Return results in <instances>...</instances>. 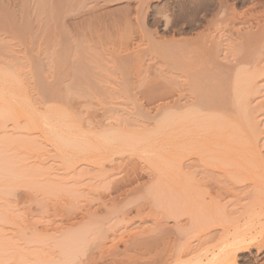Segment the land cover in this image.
<instances>
[{"label": "rangeland", "instance_id": "374dc122", "mask_svg": "<svg viewBox=\"0 0 264 264\" xmlns=\"http://www.w3.org/2000/svg\"><path fill=\"white\" fill-rule=\"evenodd\" d=\"M221 1L228 3V8L224 11L220 9V14L216 15ZM263 3L264 0H0V89L7 90L10 87L3 77L5 74L16 76L20 81L16 87L25 92L41 116H52L55 113L59 117L64 115L67 119H64L65 122L72 126L70 133L66 130L70 125L65 127L64 122L63 130L67 132H60L66 137L72 134L68 137L72 139L66 141L67 145L71 144L73 137L78 143L76 145L72 141L71 148L67 145L64 148L66 143L63 140L67 139L61 142V136L58 138L60 142L57 141L60 144H56L41 133L40 136L36 132L26 135L14 128L12 123H0V156L13 162L7 179L0 184V240L5 244L0 253V264H109L114 260L113 264L125 256L122 255L124 247L133 243L130 241H133L131 239L141 226L140 223L122 224L121 216L130 213L132 217L137 206L140 209L147 207L143 208L142 216H148L154 211L151 208L154 209L152 206L156 204L155 200L161 202L166 199L165 203L171 200L173 203L172 198L178 196L177 200L186 198L191 203V197H182L178 193L172 197L171 191L168 193L167 190L172 178L169 166L171 145L169 146L167 127L170 112L165 108L171 90L168 72V50L171 45L169 46L168 41L176 37L179 43H185L186 39L187 44L195 40L194 45H198L201 44L200 36L209 32L214 39L212 45H217L218 41L223 50L227 49V45L230 46L229 42L236 41L231 44L230 49L237 54L230 55L238 58L244 42L242 40L246 39L242 34L252 33V28L248 26L256 23L264 25ZM225 16L239 24L234 22L228 28L227 22L223 21L227 20L224 19ZM230 27L234 28V33ZM232 35L237 39L239 37V41L236 38L234 40ZM230 37L233 38L232 41ZM236 45L239 50L234 47ZM229 46L227 50L230 51ZM197 53L201 55L199 51ZM225 60L229 67L230 56ZM231 62L232 60L229 63ZM212 73L209 77L219 76L216 71ZM230 73L232 74H226L230 76ZM206 76L204 75L205 78ZM190 77L187 85H190L193 77L200 79L198 74ZM212 77L210 80L206 78L207 82L200 79L201 83L204 81L203 84H208L215 79ZM220 77L219 80L216 78V83L222 81ZM182 80L185 79L177 77L178 88L180 84L182 86ZM227 80L228 78L225 81ZM226 84L228 88L229 82ZM202 85L199 84L201 87ZM211 85L218 89L214 84ZM211 85L208 84L210 95L202 88L208 96L214 90ZM188 86L184 88L188 89ZM196 86L193 85V88ZM199 86L196 87L198 90L195 88L196 92L201 91ZM190 89L192 84L188 90ZM193 90L188 92L191 93L190 96L201 99L196 94L192 96ZM204 96L202 98L207 99L208 96ZM216 96L220 98V93H215L212 97L218 99ZM197 109L199 110L196 108L194 111H198ZM62 117L58 123L63 121ZM60 124L58 127L62 128ZM262 125L261 128L264 127V122ZM262 133L264 134V130ZM262 133V141L259 139L258 144L264 157ZM201 135L202 133L199 136ZM102 137L105 142L112 141L108 145L110 147L103 148ZM20 139L36 142L39 150L31 152L23 144L17 148ZM55 144L57 148L63 145L59 150L69 148L64 150L65 153H60L62 150L58 151ZM129 144L134 146L127 147ZM105 152L106 155H102V158L101 154ZM194 152L193 150L195 155L198 153ZM192 153L190 156L187 154L188 158L194 156ZM77 154L89 157L90 160L83 159V156L81 159ZM190 158L186 161L190 163V167L185 165V172L197 175L194 177L188 173L187 176L202 179L198 175L202 170L199 158ZM71 159L73 160L70 162ZM189 160L198 162L191 163ZM19 179L22 183L18 185L16 181ZM218 181H212L210 186H215ZM220 182L216 183L217 186L223 184ZM4 190L9 191L6 193ZM161 193L167 194L169 201ZM227 200L229 198L225 199L228 212L235 217L232 214L235 213V208ZM179 201L175 200L178 204L182 202ZM185 213V217L182 215L183 218L180 217L178 221L189 226L192 220L189 221L191 217ZM118 219H121L120 224ZM165 219L164 217L162 221ZM169 219L172 220V217ZM169 219L165 220L167 224L164 223L172 226L176 218L172 220L174 223ZM186 226L184 228L187 233L184 235L177 233L176 227L175 232L172 228L173 233L182 237V240L179 239L181 243L178 240L175 242V247L178 249L182 242H190L191 252L195 253L194 250H199L202 246L199 247L192 223L191 229ZM135 227L137 230H134ZM192 227L194 233L191 232ZM147 229L149 230V226ZM154 231L153 236L159 238V230ZM144 235L146 234L139 233L137 236L144 238ZM124 242L129 243L125 245ZM132 245L133 249L137 244L133 245L135 247ZM106 246L112 250H108ZM161 246L157 245L158 251ZM128 249L131 250L130 247ZM252 252L255 253V250ZM245 255L247 253L240 254L237 264H250L244 260ZM251 264H264V258Z\"/></svg>", "mask_w": 264, "mask_h": 264}, {"label": "bare ground", "instance_id": "6f19581e", "mask_svg": "<svg viewBox=\"0 0 264 264\" xmlns=\"http://www.w3.org/2000/svg\"><path fill=\"white\" fill-rule=\"evenodd\" d=\"M227 8H228V3L221 1L216 15H218L220 9H223L222 11H224ZM263 8H264V3H263ZM262 10L264 11V9ZM256 12L255 14L258 13ZM250 17L253 18V16ZM224 19H227L226 16ZM223 21L227 22L226 23L227 26L233 25L234 22L236 23V21L232 22L231 17L230 19ZM256 22L253 23L255 24ZM226 24L224 26H226ZM261 24L259 25L256 23L254 26L252 24H250V26L247 25L248 27L252 28V33L247 32L248 34L246 33L242 34L244 35L243 36L244 38L246 36V39L242 40L244 41L242 42L240 48L242 53L241 52L238 53L240 54L238 58H233L236 57V55L233 54H232L233 56L230 55L231 53H234L232 52V49H230V46L232 43L234 44L236 41L230 43L229 40L227 39L230 44V46L227 45V49L229 46L230 51L224 47L223 48L226 50H223L221 47H219L218 41H217L218 46L216 44L212 45L214 39L211 38L210 36L211 34L208 31H207L208 33H206L207 35L205 34L200 36L202 37L200 41L201 44L198 45H194L195 40L194 41L191 40L193 42L187 44L188 41L186 39H184L185 43H183V41L179 43L175 39L176 37L175 38L172 37L171 39H169L168 42H169V46L171 45V48L168 50L169 51L168 72L170 74L171 90H169L170 93L168 92L169 95L165 94V96L168 95L169 98L168 101L166 100L167 102L165 104V106L167 107L165 106L164 107L168 108L170 112L169 122L167 127L169 128L168 138H170V143H171V144L169 143V146L171 145V150H170L171 159L169 166L172 169L171 170L172 172H170L172 173L170 174L172 176V178L170 177L172 181L170 180V178H168L171 184H169L170 187L167 186L168 189L167 187L166 189L169 190L168 193H170L171 191L172 197H174L178 193V195L180 196L182 195V197L183 196L184 197L187 196L188 198L191 197L190 199L192 200L190 201L191 203H189V199L186 198L183 199L182 197H180L184 200L183 203L182 199L180 201L177 200L179 197L176 195L177 198L175 197L172 198L174 201L172 203L171 202L172 200L171 201L168 200L169 198L167 197V194L165 195L161 193L162 196L163 195L166 196L169 203L164 202L166 201L164 197H163L165 199L164 201L161 200L162 199L161 197H159V199L161 198L160 199L161 202L158 200L157 202L153 198V201L155 200L156 204L152 203L153 204L152 207H154V209L151 208V210H154L151 211L152 214H150V209H149L148 212L150 215L142 216L143 208H147V207H143V208L141 207L140 209L137 206V210L134 212V215L131 211V215H133L132 217L130 216V213L125 214V216L124 215L121 216V219L123 220L122 224L123 222H126L128 224L140 223L142 229L141 226H139L140 227L139 228L136 225L140 229V230L138 229L139 231L136 232L138 234L140 233V235L145 233L146 235L144 236H146L147 238L146 237H144L145 239L141 238L137 236L138 235L137 233L135 235V233L132 232L135 236H133V239H131L132 237H130V239L133 241L130 240L127 241L133 242L131 243L133 245L140 244L139 246L145 249L143 250L142 248L141 250H139L138 248L141 247L138 246L136 250L137 245H135L136 247L132 245L133 247H135L133 248L135 250H133L130 244L129 246L124 247L123 250L124 254L122 251V255L125 256L117 260L113 264H237L239 256L242 253L245 254L247 253V255L244 256V260L248 261V263L250 264L251 262L264 258V157H262L263 152L261 149L260 150L262 153L260 152L259 150L260 146L258 144V141L261 136L260 133H262L264 130L262 129L264 127L261 128V125L264 122V25ZM219 25H221V23ZM253 28L255 29V31L256 29L258 31L253 32L254 31ZM232 37L234 36L232 35ZM232 37H230V41H232L233 39ZM235 38L236 36L234 37V40ZM198 40H200V38H198ZM225 44H227V42ZM234 47L239 50V48H237V45ZM235 48L233 49L234 51ZM197 51H199L201 55H199ZM195 53H197V55ZM234 54H237L236 51ZM228 55L230 56V60H232L231 63H229L230 60L228 61L229 67L226 66L227 63L224 62V60L229 57ZM203 59L205 61H203ZM212 71L217 72V76L218 75L219 76L216 78H218V80L219 77L222 76L220 77L222 81L216 83V81L218 80H216L215 77H212V75L209 77L210 73L211 74L214 73V72L212 73ZM228 72H232V74L230 73L231 77L227 75ZM196 74L200 76L201 80L204 79V81L207 80L206 78H208L209 80L211 79V77L215 78L209 81L208 84L209 85L214 84V86H217L218 89H215L216 87H213V85H211L212 88H214V90L212 89V91L215 92L214 93L211 92V96H208L210 95L208 84L206 83L203 84L204 81L201 83V80L200 79L197 80L196 78L198 77L194 79L195 77L194 76L193 77L194 80L192 79V81L194 82L198 81L195 82L198 86L199 84L200 85L203 84L202 87L199 86V89L202 92L201 91L196 92L198 90L197 89L198 86H196V84H194V82H192L190 79L189 80L191 83L190 85L188 84L189 86L187 85V83H189L188 78ZM206 74L208 77L206 76ZM204 75L206 76V78L204 77ZM201 76L204 78H202ZM213 76L216 75L214 74ZM3 77L5 78V82L8 83L10 87L7 88V90L0 89L2 90L0 91V100L2 101V103L0 104L1 125H3L6 122L12 123L14 128L20 129L26 135H30L32 134V132H36L40 136L41 133L45 138H47L50 141L52 140V142L53 143L55 142L56 144L57 143L60 144L59 143L60 141L62 142L63 139H67V140H63V143H66L64 144V148H65V145H67L68 143L66 141L72 139V138L68 139V137H70L72 134L67 137L63 134H66L67 132L66 130L69 131L72 126L69 124L70 125L69 127V125L65 122V120L67 119L64 118V115H61L59 117L57 114L55 115L54 113L52 116H46V117L41 116L40 111L31 104L25 92L21 90V88L16 87V85L20 83V81L16 78V76L5 74ZM177 77L185 79L184 81L182 80L183 83L182 86L181 84L179 85L180 88H178V81H181V79L178 78L177 81ZM227 78L229 81L228 80L225 81ZM212 81L213 83H210ZM227 82H229L228 88L226 84ZM185 83L189 88L191 87L192 84V89L190 90H188L189 88L185 89L187 88V86L185 87ZM193 85L197 87V88L195 87L197 90L193 88ZM204 85H207L208 87L207 86L205 87ZM211 86H210V91H211ZM202 88L206 90V92L209 94L207 95ZM186 90H188L186 93L193 90V92L195 93L192 92V96L196 94V96L198 95V98L200 97L201 99H197V98L195 99L194 97L195 99L194 100L193 97L190 96L191 93L190 94L188 93L190 97L187 96L188 94L186 95L185 93ZM199 92H201L202 94ZM215 93L218 95L220 93V98H218V96H216V98L218 99L212 97L214 96ZM204 94H206V96H204ZM203 96L204 97L208 96V97L207 99L205 98L206 99L205 100L204 98H202ZM209 97L212 98L210 99ZM196 108H199L200 111L198 109H197L198 111H194ZM205 111L206 112L208 111L209 113L204 114ZM202 113L203 116H201ZM61 117L63 121H60L61 123L60 124L58 122L59 119L61 120ZM57 118L58 121H56ZM56 122L58 123V125ZM62 123L63 125L65 124L64 125L65 127L68 125L69 129L63 130ZM59 124L60 126L62 125V128L58 127ZM60 132L63 134H61ZM201 133L202 135L199 136ZM262 135L264 134L262 133ZM59 137L60 139L61 138L62 139L61 140L58 139ZM20 140L18 141L19 145L16 146L17 148H19L21 144H23L26 150H31V152L39 150V146L36 144V142L32 140L28 141L26 139L21 141ZM74 140L75 139L73 137L72 141L75 142ZM72 141L69 142L72 144ZM260 141L262 140L260 139ZM110 142L112 144V141ZM110 142H107V140L105 142V139H103L102 137V143L104 144V145L102 144L103 148L104 146L107 148L110 147L108 146L110 145ZM75 143L76 145L78 144L77 142ZM123 143L125 144L126 142ZM13 145H15V141ZM70 145L67 146L70 147ZM132 145L133 144L131 145L129 144V146L127 147L132 148ZM72 146L74 147L75 145ZM57 147L58 146H56V148ZM59 148H57V150L61 151L62 149L59 150ZM121 148L122 147H120V149ZM64 150H62L60 153L62 152L65 153ZM193 150L195 152L196 151L198 152L196 154L197 156L192 153ZM189 152H191L195 157H198L199 160L201 161V162L199 161V165L201 163L202 170L200 169L201 172L199 173L197 172V173L198 175H201L202 179L193 178L192 176H194L195 173H193L192 175V172L191 173L188 171L185 172L186 169V168L184 169L185 165L189 166L190 164L186 162L190 158V157L188 158V155L190 156L191 154ZM82 153H84V151H82ZM199 153L201 154L198 155ZM73 155H70V157L72 156V158L75 160ZM77 155L80 156L79 154ZM77 155H75V157H77ZM102 155L105 156L106 152L104 154L102 153L101 156ZM82 156L83 159L90 160L89 157L86 158L84 157V155L80 156L81 159ZM194 156H191V158L194 159ZM1 157L3 158L4 156H0V184H3L4 181L7 179L8 172L10 171L13 162L9 158L4 157V159H1ZM78 158L76 160H78ZM73 159H71L70 162ZM66 161L68 162V159ZM195 161L196 160H194L193 162L194 163L198 162ZM190 162L193 163L192 161ZM100 164H102V162ZM188 173L189 175H192L191 178L193 180L189 176H187ZM200 179L202 181H200ZM212 179H214L215 181L219 180L221 181L220 183L223 184L217 186L216 183H218L219 182L218 181L216 183L213 182L215 183L216 187L214 186V184L213 186H210L211 182L214 181ZM20 181H21L20 179L19 181L18 180L16 181L18 185L19 183H22V181L21 182ZM163 190L164 192H166L164 188ZM4 191H6L7 193L9 190H4ZM154 194H156V192ZM156 197L158 198V196ZM228 198L230 200V203H232L233 207L235 208V209L233 207L231 208L232 210L234 209L233 212L235 213H232V211L230 210L232 214H235V217H233L232 214H231L232 216H230V212H228V209L226 207L227 202L225 203V199ZM174 199L176 201L179 202L182 201V202L178 204L177 202H175ZM180 204H182V206ZM159 209H161V211H159ZM183 211H185L187 214L190 215L191 218H189V221L192 220V222L190 221L189 224L191 225L192 223V225L195 227V229L192 227V231L191 230L190 231L192 233L195 232V236L197 237L196 240L199 241V245H200L198 246L203 247V248L201 247L199 250H194L196 251L195 252L196 254L194 252H191L192 249L190 242L187 243L182 242L181 246L178 247V249L175 247V242L177 240L178 241L182 240V237L179 238L180 237L179 234L173 233L172 228L174 231L175 230L174 227H176V232L177 233L181 232L182 235H184V233H187L186 231L187 229L184 228L186 226L184 225V222L178 221V219L182 217L183 213H185ZM164 217L166 218L165 220H168L170 217H172L173 220V218L175 217L176 218L175 223L169 219L170 222L172 221V223L174 224L172 226L171 225L169 226V224L166 225L167 222H165L164 220V222L166 223L165 224L162 221ZM183 217H185V215H183ZM120 220L118 219L119 224L121 223ZM184 220H186V218L183 219V221ZM228 223L231 224L228 225ZM147 224H150L148 225L149 230L147 229L148 228ZM190 225L187 226L190 228ZM128 226L125 227L127 228ZM150 226H152L151 227L152 229L150 228ZM210 228H212L213 232L210 231ZM177 229H179V231H177ZM134 230H137L136 227ZM154 230H159L157 232V233L160 232L159 235H157L158 237L160 236L159 238H157L156 235L155 237L153 236V233L156 232ZM189 234H187L188 237H190ZM121 240L122 239L120 238V241ZM128 243L126 244L124 242L123 244L128 245ZM159 243H162L161 244L162 246ZM143 244L145 245V247ZM156 244L159 245V247L161 246L159 251ZM4 246L5 244L0 240V253L1 250H4L3 249ZM106 247L108 250H110L108 246ZM129 247L131 248V250L128 249ZM252 250H255V253L252 252ZM116 256H117L116 259H118L119 258L118 255ZM66 257H70V256H66ZM71 260L73 259L71 258ZM111 263L109 262V264Z\"/></svg>", "mask_w": 264, "mask_h": 264}]
</instances>
